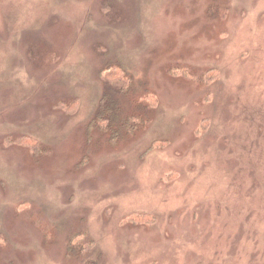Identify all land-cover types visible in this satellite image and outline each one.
<instances>
[{"label": "rangeland", "instance_id": "rangeland-1", "mask_svg": "<svg viewBox=\"0 0 264 264\" xmlns=\"http://www.w3.org/2000/svg\"><path fill=\"white\" fill-rule=\"evenodd\" d=\"M0 264H264V0H0Z\"/></svg>", "mask_w": 264, "mask_h": 264}, {"label": "trees", "instance_id": "trees-1", "mask_svg": "<svg viewBox=\"0 0 264 264\" xmlns=\"http://www.w3.org/2000/svg\"><path fill=\"white\" fill-rule=\"evenodd\" d=\"M111 70H114V77L112 78L110 75L107 76L109 72H105V75L103 76L102 73L104 70L101 71V74L105 80V87L108 89V93L111 92L113 97L114 95H117V98L114 97V99H112L110 94H104L101 97L95 118L90 122L89 128H97L101 132L107 133L110 131L111 137H114L119 133L121 134L122 131V134H132L136 129L143 125L144 120L133 117L128 113H124L118 97L121 95L126 97L128 93L134 89L133 79L121 67H114ZM151 104L153 106L154 102ZM18 143L32 146L34 153L37 151L35 141L25 138L20 139ZM137 220L140 221L144 219Z\"/></svg>", "mask_w": 264, "mask_h": 264}]
</instances>
